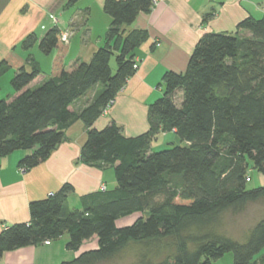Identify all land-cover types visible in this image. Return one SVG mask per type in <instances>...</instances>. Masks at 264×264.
<instances>
[{
    "label": "trees",
    "instance_id": "1",
    "mask_svg": "<svg viewBox=\"0 0 264 264\" xmlns=\"http://www.w3.org/2000/svg\"><path fill=\"white\" fill-rule=\"evenodd\" d=\"M152 5L153 0H104L111 17L104 43L89 61L77 59L70 69L64 66L68 42L57 26L48 28L37 47L53 55L50 75L36 63L22 66L10 79L11 92L0 95V156L28 150L19 165L36 166L81 120L87 128L81 160L112 167L116 180L112 189L82 195L80 209L65 207L73 191L69 183L31 201L29 221L0 231V259L5 251L66 233L69 250L92 236L98 246L60 264H102L126 248L134 249L130 264H213L226 253L233 264H264L257 257L264 247V217L243 241L216 230L224 212L258 200L264 206V185L245 187L249 169L264 175V13L242 18L233 32L200 36L185 71L164 73L163 94L148 107V131L129 137L114 121L92 126L136 71L135 51L148 33L126 27ZM34 41L29 36L22 45ZM7 70L1 62L0 77ZM176 92L182 94L178 104ZM170 131L179 142L150 150L159 132ZM135 212L141 216L133 223L116 225Z\"/></svg>",
    "mask_w": 264,
    "mask_h": 264
},
{
    "label": "crops",
    "instance_id": "2",
    "mask_svg": "<svg viewBox=\"0 0 264 264\" xmlns=\"http://www.w3.org/2000/svg\"><path fill=\"white\" fill-rule=\"evenodd\" d=\"M67 2L0 0V63L8 66L5 74L9 69L14 74L22 66L28 69L32 63H39L31 52H36L40 37L52 26L69 34L67 53L76 46L75 60L88 61L86 59L104 43L111 22V17L103 10L104 0H78L69 5ZM263 13L264 0H153L151 9L139 13L126 27L127 30L144 29L148 33V39L135 51L138 67L92 126L101 129L114 121L129 137L148 131V107L163 94L160 83L164 73L185 71L200 36L205 32H233L242 18L260 17ZM29 36L35 41L26 47L22 42ZM52 58V53L45 57L49 67ZM91 97L80 102L78 109ZM86 136L84 123L74 121L65 130L64 140L51 154L28 169L19 165L28 150L20 149L0 156V231L14 223L29 221V203L57 192L64 183L73 187L65 201L67 209H80L81 196L101 190L102 185L104 190L116 186L112 167L88 165L81 160V147ZM159 137L163 141L156 142ZM177 138L174 131L159 132L151 142L150 150L176 143ZM258 174L260 184L264 185V175ZM139 216L141 213L135 212L118 218L115 223L119 227L129 225ZM67 240L68 235L64 233L49 243L42 241L5 251L0 264H60L98 246L96 236L84 240L77 250H69ZM257 257L264 259V247ZM213 264H233L232 255L224 254Z\"/></svg>",
    "mask_w": 264,
    "mask_h": 264
},
{
    "label": "rangeland",
    "instance_id": "3",
    "mask_svg": "<svg viewBox=\"0 0 264 264\" xmlns=\"http://www.w3.org/2000/svg\"><path fill=\"white\" fill-rule=\"evenodd\" d=\"M35 50L36 52L32 50L31 54H33L35 60L39 62L38 64L42 72L45 73L47 76H49L51 73V67H49L50 65L49 66L47 65V59H45L46 54H41L38 48H36ZM77 54H78V49L76 46L72 47L71 50L67 53L64 59V65L67 68H70V66H72ZM89 59L90 58L86 60L89 61ZM110 65L111 68L114 70L115 69L114 57L111 58ZM12 76H13V70L9 69L8 73L6 74L4 73L3 77L0 79V86H1L0 95L2 97L6 96L12 89L10 85V79ZM100 88L101 86L98 85L96 88H94V90H89V92H87L86 95L79 100V102L84 101V99L93 95L96 89H100ZM173 97H174L173 98L174 102L178 104L182 98V94L180 92H176ZM155 141L161 142L163 140L161 139V137H159ZM178 141L179 140L177 138L176 142ZM247 175L249 176V179L246 181L245 184L246 189H252L261 185L258 178L259 174L256 170H248ZM108 187L112 188L110 184H108ZM263 217H264L263 201L258 200L255 202H250L242 210L238 212H233L230 210L224 212L221 215L220 220L216 225V230L219 233L232 237L237 241H243L246 239L251 228ZM133 252L130 248H126L115 258H113L110 261L104 262L102 264H130L134 260L135 254ZM226 254L231 255V253H226Z\"/></svg>",
    "mask_w": 264,
    "mask_h": 264
},
{
    "label": "built area",
    "instance_id": "4",
    "mask_svg": "<svg viewBox=\"0 0 264 264\" xmlns=\"http://www.w3.org/2000/svg\"><path fill=\"white\" fill-rule=\"evenodd\" d=\"M43 28H44V26H43ZM62 38H63L64 40L67 41L68 38H69V34H68L67 32H63V33H62ZM133 66H134V68L137 69V67H138V61H137V60H135V63H134ZM112 101H113V100H111V101L108 103V105H110V104L112 103ZM108 105H107V106H108ZM21 169H22V168H21ZM23 169H24V168H23ZM247 180H248V178H247ZM104 188H105V187L102 185V186H101V190H104ZM50 195H52V194H50ZM44 242H45V243H49L50 241H49V240H45Z\"/></svg>",
    "mask_w": 264,
    "mask_h": 264
}]
</instances>
